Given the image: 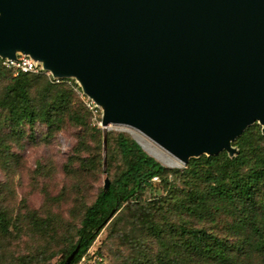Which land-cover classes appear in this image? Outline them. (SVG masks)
Here are the masks:
<instances>
[{
	"label": "water",
	"instance_id": "obj_1",
	"mask_svg": "<svg viewBox=\"0 0 264 264\" xmlns=\"http://www.w3.org/2000/svg\"><path fill=\"white\" fill-rule=\"evenodd\" d=\"M18 55L183 164L264 136V0H0V59Z\"/></svg>",
	"mask_w": 264,
	"mask_h": 264
},
{
	"label": "trees",
	"instance_id": "obj_2",
	"mask_svg": "<svg viewBox=\"0 0 264 264\" xmlns=\"http://www.w3.org/2000/svg\"><path fill=\"white\" fill-rule=\"evenodd\" d=\"M0 77L9 80L0 96V110L5 113L0 120L7 119L14 127L31 126L38 120L52 126L57 117L69 114L74 93L65 82L53 81L44 71L17 72L1 59ZM85 112L90 114L86 107ZM69 117L80 122L75 112ZM108 138L114 141L123 167L109 180L108 189L100 190L84 208L73 238L55 264H62L79 245L70 263L76 264L123 208L130 212L134 225L155 237L162 250L157 264H264V137L258 124L246 127L232 142L239 150L236 156L229 158L224 151L201 155L191 158L183 169L163 166L125 133ZM153 177L159 179L158 184ZM181 179L185 185L174 196L176 181ZM158 187L164 195L154 194ZM148 191L151 194L142 200ZM166 195L175 199L172 207L199 222L157 223L151 207L162 204ZM44 221L31 215L32 228L43 229L39 231L43 235L51 229L55 235L57 224L49 226ZM10 226V218L0 210V234L8 233ZM51 256L36 252L23 256L20 264H46Z\"/></svg>",
	"mask_w": 264,
	"mask_h": 264
},
{
	"label": "rangeland",
	"instance_id": "obj_3",
	"mask_svg": "<svg viewBox=\"0 0 264 264\" xmlns=\"http://www.w3.org/2000/svg\"><path fill=\"white\" fill-rule=\"evenodd\" d=\"M49 77L71 86L74 99L69 114L77 113L80 122L70 120L68 113L57 117L52 126L38 120L31 126L14 127L7 119L0 120V210L6 212L11 222L9 232L0 234V264H20L23 256L36 252H42L45 257L52 254L46 264L57 263L79 226L84 208L103 189L104 179L113 180L123 167L116 145L108 135L113 137L122 132L135 140L132 131L139 133L123 125H109L104 129L99 124L100 108L88 107L87 103L92 100L75 78ZM8 82L0 77V96ZM32 96L35 97L33 90ZM34 101L38 104L36 97ZM85 107L90 114L85 112ZM4 114L0 110L1 119ZM232 146L237 150L232 156L222 150L229 158L239 152L237 146ZM160 163L169 169H183L187 164ZM154 182L158 184L159 179ZM184 185L182 179L176 181L174 196L181 194L178 190ZM153 192L157 196L165 194L162 187ZM149 194L151 191L145 192L141 199ZM170 197L166 195L162 204L151 207L157 223L177 224L184 220L195 225L199 222L172 207L175 199ZM32 214L49 226L57 224V233L54 235L48 229L43 235L39 232L43 229L32 228ZM161 252L155 237L134 225L130 212L123 208L115 222L100 230L76 264H157V255Z\"/></svg>",
	"mask_w": 264,
	"mask_h": 264
},
{
	"label": "bare ground",
	"instance_id": "obj_4",
	"mask_svg": "<svg viewBox=\"0 0 264 264\" xmlns=\"http://www.w3.org/2000/svg\"><path fill=\"white\" fill-rule=\"evenodd\" d=\"M132 134L137 139V141L140 143V145L143 147L145 151H147L150 155L154 156L157 160L162 162L163 164L167 166H176L181 163L177 158L172 156L170 153H168L165 149L157 145L156 143L153 144L150 139L145 137L141 133H137L135 131H132Z\"/></svg>",
	"mask_w": 264,
	"mask_h": 264
},
{
	"label": "built area",
	"instance_id": "obj_5",
	"mask_svg": "<svg viewBox=\"0 0 264 264\" xmlns=\"http://www.w3.org/2000/svg\"><path fill=\"white\" fill-rule=\"evenodd\" d=\"M1 62L4 66L8 68H13L15 71L20 72H39L43 71L39 64L34 63V61L26 55H18L15 60L1 59ZM45 72V71H44ZM48 75L49 73L46 72ZM88 107L92 110H95V105L93 101L87 103ZM100 124V122H99ZM156 179V177H153Z\"/></svg>",
	"mask_w": 264,
	"mask_h": 264
}]
</instances>
